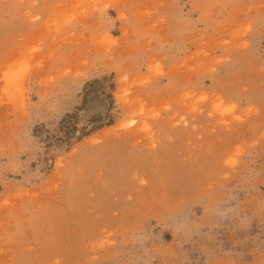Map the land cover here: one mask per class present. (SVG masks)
I'll return each instance as SVG.
<instances>
[{"label": "rangeland", "instance_id": "obj_1", "mask_svg": "<svg viewBox=\"0 0 264 264\" xmlns=\"http://www.w3.org/2000/svg\"><path fill=\"white\" fill-rule=\"evenodd\" d=\"M0 264H264V0H0Z\"/></svg>", "mask_w": 264, "mask_h": 264}]
</instances>
